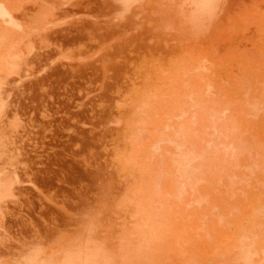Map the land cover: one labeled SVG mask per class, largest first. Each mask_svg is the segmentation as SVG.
Segmentation results:
<instances>
[{
  "label": "rangeland",
  "instance_id": "1",
  "mask_svg": "<svg viewBox=\"0 0 264 264\" xmlns=\"http://www.w3.org/2000/svg\"><path fill=\"white\" fill-rule=\"evenodd\" d=\"M202 4L0 0V264H264V0Z\"/></svg>",
  "mask_w": 264,
  "mask_h": 264
},
{
  "label": "bare ground",
  "instance_id": "2",
  "mask_svg": "<svg viewBox=\"0 0 264 264\" xmlns=\"http://www.w3.org/2000/svg\"><path fill=\"white\" fill-rule=\"evenodd\" d=\"M204 2H206V3H204ZM202 3L205 4L206 7H204ZM209 3H210V0H203V2H202V0H201V2H200V0H199V4H202L203 8H208V7H209ZM212 5H213V4H212ZM215 6H216V5H215ZM213 7H214V6H213ZM213 7H212V8H213ZM214 11H215V10H214ZM4 12H5V11H4ZM211 13H212V12H211ZM3 14H4V13H3ZM5 14H8V13L6 12ZM5 14H4V16H5ZM205 14H206V13H205ZM1 15H2V14H1ZM251 104H252V103H251ZM247 255H248V254H247ZM249 256H250V255H249ZM245 257H246V256H245Z\"/></svg>",
  "mask_w": 264,
  "mask_h": 264
}]
</instances>
